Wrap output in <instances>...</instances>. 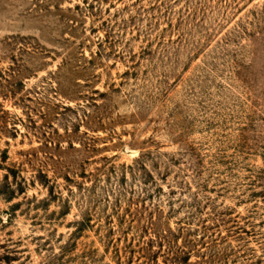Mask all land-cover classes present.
Here are the masks:
<instances>
[{"label":"rangeland","instance_id":"rangeland-1","mask_svg":"<svg viewBox=\"0 0 264 264\" xmlns=\"http://www.w3.org/2000/svg\"><path fill=\"white\" fill-rule=\"evenodd\" d=\"M0 264H264V0H0Z\"/></svg>","mask_w":264,"mask_h":264}]
</instances>
